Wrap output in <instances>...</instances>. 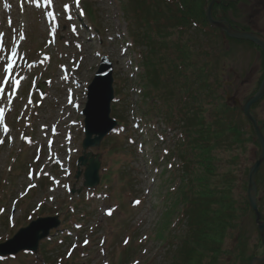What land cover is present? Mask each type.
Segmentation results:
<instances>
[{"label": "rangeland", "instance_id": "obj_1", "mask_svg": "<svg viewBox=\"0 0 264 264\" xmlns=\"http://www.w3.org/2000/svg\"><path fill=\"white\" fill-rule=\"evenodd\" d=\"M84 1L95 9L96 27L83 16L80 0H0V64L12 63L7 79L3 78L5 74L0 68V114L4 116L0 117V241L11 237L44 207L51 214H59L63 220L69 202H76L79 196L91 213L87 218L68 213V226L63 228L62 221L42 253L0 257V264H43L44 252L58 264L69 256L70 248L75 250L76 264H108L109 261L120 264L121 248L127 240L134 249L137 248L135 243L140 246L130 259L134 260L132 264H165L169 260L171 244L156 235L162 232L166 236L182 228L179 222L176 224L178 215L170 218L167 229L160 226L168 197L174 190L172 184L168 188V183L172 170L179 164L174 151L179 130L166 122L162 111L159 115H142L148 101H142L144 89L134 83L141 71L139 54L121 16L122 1ZM252 3L253 6L245 11L255 30L264 35L261 28L264 25V0ZM65 4L69 5L67 10ZM239 20L245 22V17ZM203 41V48L208 49L209 41L206 38ZM216 41L217 44L220 42L217 37ZM13 48L16 49L14 56ZM103 54L113 61V85L121 91L115 101L126 97L131 107L126 113L128 126L124 129L117 126L113 134L133 143L129 144L133 154L128 158L136 169L132 191L141 200L137 206L130 207L127 194L126 209H116L110 218V205L116 203L107 189L108 198L99 187L83 189L79 194L68 192L75 183L76 160L82 151L80 111L85 102L86 86ZM202 59L209 58L202 55ZM220 67V77L225 84L221 92L229 90L240 102L248 97L262 74L260 53L250 46L235 45L232 56L220 60ZM18 82L19 86L15 87ZM39 84L44 87L40 88ZM162 88V96L169 101L170 88L167 85ZM70 89L74 90L72 100ZM169 106H173L171 102L167 103ZM164 110L167 111L165 106ZM253 111L263 121L264 100L259 101ZM135 122H138V128H134ZM242 124L250 131L244 118ZM52 129L56 132L54 135ZM130 134L133 140H129ZM101 148L102 144L91 150L105 157L103 171L117 168L118 165L112 163L115 154L111 157ZM215 156L217 172L232 170L236 176L234 193L245 197L246 170L259 156L257 144L250 141L240 149L218 148ZM234 156L238 158L236 163L227 167ZM174 179L177 183L178 179ZM81 182L82 178L76 187ZM113 188H122V182L115 180ZM263 192L264 166L258 185L262 215ZM28 200L29 204L26 203ZM245 213L247 217L242 225L247 258L252 253L261 255L263 247L259 246L254 217L248 210ZM64 233L69 237L60 242L59 236ZM236 242L235 233H232L224 240V248H231ZM233 261L224 254L219 264ZM235 264L242 262L238 260Z\"/></svg>", "mask_w": 264, "mask_h": 264}, {"label": "trees", "instance_id": "obj_2", "mask_svg": "<svg viewBox=\"0 0 264 264\" xmlns=\"http://www.w3.org/2000/svg\"><path fill=\"white\" fill-rule=\"evenodd\" d=\"M124 1L127 4L123 5L122 17L128 33L136 45L145 48L140 62V79L144 96L151 100L148 112L157 110L158 102L162 100V86L167 85L170 88L167 101L178 107L179 117L173 122L183 131L176 147L181 171L175 202L176 208L181 210L182 228L173 238L174 249L170 251L167 264H219L224 254L233 258L231 264L238 260L247 264L255 255L245 256L242 224L248 203L245 197L234 193L236 176L232 170L218 173L214 161L215 149H240L253 137L242 124L241 111L228 105L219 92L222 87L220 60L232 56L235 45L257 47L229 38L225 47L217 29L206 22L204 6L208 0ZM253 1L220 0L213 13L227 18L238 29L251 30L250 15L237 3L242 2L243 8H251ZM87 8L93 19L92 6L87 4ZM243 16L246 18L244 23L239 21ZM216 37L220 41L218 44ZM203 38L209 41L208 49L203 48ZM202 55L209 59L203 60ZM261 56L264 71L262 52ZM114 114L123 119L115 109ZM260 125L263 128L264 121H260ZM110 139L106 141L110 144L107 153L123 152ZM236 159V156L230 158L227 167L236 163ZM131 175L127 164L119 169L120 179L129 180ZM109 179V172L103 173V182ZM259 181L260 177L257 178ZM232 233L237 242L225 249L223 242ZM72 256L71 260L75 261V255ZM131 257L132 246L128 244L120 264H125Z\"/></svg>", "mask_w": 264, "mask_h": 264}, {"label": "water", "instance_id": "obj_3", "mask_svg": "<svg viewBox=\"0 0 264 264\" xmlns=\"http://www.w3.org/2000/svg\"><path fill=\"white\" fill-rule=\"evenodd\" d=\"M216 2L217 0H211L206 7V17L208 21L212 25L219 27L223 35L251 41L260 47L264 53V40L260 34L251 31L237 30L225 19H214L212 7ZM112 81L111 62L106 56H103L100 66L92 82L88 86V100L83 110L85 116V138L82 143L84 151L82 156L79 157L78 163L85 166L84 186H93L98 183V169L100 167V155L86 152V149L90 146H99L105 134L115 125V121L109 117L110 102L113 98ZM263 95L264 76L255 94L248 97L243 104H239L236 99L235 103L241 108L246 118L250 121L259 143L260 154L249 168L247 198L250 207L255 213V222L264 247V221L261 220V213L257 208V187L255 183L256 173L264 160V136L260 131L256 118L250 112L251 105L261 99ZM79 174L80 172H78L77 176ZM59 223L60 221L57 217L38 218L27 227L21 228L11 239L1 243L0 254H15L23 249L36 252L39 240L45 237L51 228L58 226ZM249 264H264V248L262 255L252 257Z\"/></svg>", "mask_w": 264, "mask_h": 264}, {"label": "snow or ice", "instance_id": "obj_4", "mask_svg": "<svg viewBox=\"0 0 264 264\" xmlns=\"http://www.w3.org/2000/svg\"><path fill=\"white\" fill-rule=\"evenodd\" d=\"M68 7H69L68 4H65V5H64V9H65V10H67ZM48 15L51 16L52 13L49 12ZM69 19H71V17H69ZM15 53H16V49L13 48V49H12V55L14 56ZM0 68L3 69V73L5 74V75L3 76V78H4V79H7V75H6V74H7L9 71L12 70V63H11V62H6V64H0ZM86 242H87V241H85V243H86Z\"/></svg>", "mask_w": 264, "mask_h": 264}]
</instances>
